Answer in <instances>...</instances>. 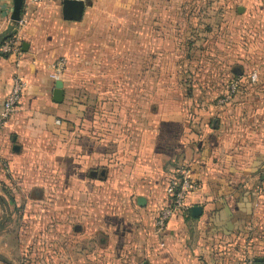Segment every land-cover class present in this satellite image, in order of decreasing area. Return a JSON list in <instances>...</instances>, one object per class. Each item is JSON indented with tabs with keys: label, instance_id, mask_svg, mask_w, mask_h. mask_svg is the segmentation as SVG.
Returning a JSON list of instances; mask_svg holds the SVG:
<instances>
[{
	"label": "rangeland",
	"instance_id": "obj_1",
	"mask_svg": "<svg viewBox=\"0 0 264 264\" xmlns=\"http://www.w3.org/2000/svg\"><path fill=\"white\" fill-rule=\"evenodd\" d=\"M91 1L92 5L85 9L87 20L92 26L106 28L107 64L104 61L103 66L91 68L75 63L68 69L71 88L68 96L78 108L74 119L67 121L68 127L75 125L73 131H77L74 133L86 138L92 135L106 140L112 135L114 139L132 143L144 140L152 145L159 141L161 145L179 146L176 157L168 159L165 165V181L166 172L175 164L189 163L183 156L184 146L193 144L197 154L202 144L217 147L223 138L219 129L221 111L233 106L234 97L243 87L247 90L251 87L248 78L253 71L259 76L256 80L263 77L264 35L238 32L240 27L236 21L225 19L221 4L214 1ZM256 24L255 29L260 30L262 24ZM121 54L123 65L118 64ZM238 58L240 63L236 61ZM234 62L241 66V85L227 98L230 84L239 74L238 68L233 67ZM215 118L218 125L213 127ZM74 133L68 134L70 142L78 139ZM233 133L232 127L225 132L229 138ZM229 142L228 153L236 148L232 141ZM257 148L264 149V146ZM99 167L107 165L97 163L90 168ZM263 169H255L257 174L251 183L254 209L247 234L240 235L230 250L238 256L239 264L249 258H264ZM88 170L83 174L84 189L97 188L93 217L99 221L114 220L117 225L112 226V234L106 228L97 227L102 233H97L92 240L82 239L76 243L73 237H68L71 241L67 242L56 235L46 237L40 233L50 228L21 226L23 220L29 223L36 219L60 218L62 212L58 210L63 206L76 211L82 206L77 203L78 196L72 193V165L66 168V173L60 174L50 166L45 179L38 183L30 181L31 187L26 194H9V187L0 184V224L3 225L0 233L8 232L9 228V233L14 234L11 240H16L13 244L16 253H11L10 257L0 254V262L152 264L145 249L151 236L142 233L136 219L123 210L118 194H105L106 178L90 176ZM80 197H84L82 203L88 210L93 196L86 191ZM76 217L70 212V219ZM259 264H264V260Z\"/></svg>",
	"mask_w": 264,
	"mask_h": 264
},
{
	"label": "crops",
	"instance_id": "obj_2",
	"mask_svg": "<svg viewBox=\"0 0 264 264\" xmlns=\"http://www.w3.org/2000/svg\"><path fill=\"white\" fill-rule=\"evenodd\" d=\"M207 1L221 4L222 16L233 18L240 27L238 32L264 35V0ZM91 5L92 1L85 6L80 20H65L58 0H41L36 4L25 0L21 9V18L25 21L15 24L21 51L19 54L0 53V112L13 80L19 77L24 82L20 102L0 130V156L8 164L7 169L0 167V184L9 187V194H26L31 187L30 181L38 183L45 179L50 166L60 174L66 173L71 164L72 193L78 196L77 203L82 204L78 211L64 206L59 208L58 212H62L60 218L36 219L29 223L23 220L21 226L50 228L40 233L46 237L56 235L67 242L71 241L68 237H73L76 243L82 239L92 240L97 233H102L100 228H106L112 234L116 222L110 218L99 221L93 217L97 188L84 189L85 181L82 180L85 169L105 163V194H118L123 210L136 219L142 233L151 236L145 249L152 264H239L238 256L230 250L240 235L247 234L239 231L237 225L244 228L250 225L254 209L251 183L257 174L255 169L264 162V149L257 148L264 146V68L263 77L259 80L248 78L251 87L248 90L243 87L234 97L233 106L221 111L219 129L223 138L217 147L202 144L197 149L201 152L197 154L193 144L184 146L183 156L192 168L198 188L187 199L188 209L173 216L163 234L156 236L153 220L157 206L164 198V168L168 159L176 157L180 147L161 145L159 141L154 145L144 140L132 143L114 139L112 135L106 140L92 135L86 138L74 133L77 131H73L75 125L68 127L67 121L74 119L78 112L76 102L70 101L72 98L68 96L71 90L68 69L75 63L87 64L91 68L103 66L104 61L107 64L109 43L106 28L92 26L87 20L85 9ZM239 6L244 8L242 13L237 10ZM12 8V0H0V37L13 24L10 20ZM258 22L262 24L260 30L255 29ZM23 43L26 49H22ZM59 56H65L68 62L59 78L63 82V97L55 102V81L48 73L49 65ZM122 56L119 65H123ZM238 59L236 61L240 63ZM125 60L127 67V54ZM239 65L233 63V67L239 70L237 80L242 72ZM231 127L234 133L229 138L225 132ZM71 131L78 137L72 142L67 139ZM229 141L236 148L228 153ZM253 166L257 168L252 169ZM86 191L93 196L88 210L82 203L85 196L80 197ZM58 203L64 205V202ZM193 206H200L201 213L193 215ZM70 212L77 217L70 219ZM2 226L1 222L0 228ZM9 232L8 228V232L0 233V254L5 257L16 253V247H13L16 240H11L14 234Z\"/></svg>",
	"mask_w": 264,
	"mask_h": 264
},
{
	"label": "built area",
	"instance_id": "obj_3",
	"mask_svg": "<svg viewBox=\"0 0 264 264\" xmlns=\"http://www.w3.org/2000/svg\"><path fill=\"white\" fill-rule=\"evenodd\" d=\"M25 1V0H24ZM41 0H27L28 3L36 4ZM62 2L63 0H58ZM24 19L20 18L18 24L24 23ZM18 35H14L5 38L0 42V53L2 54H19L21 51ZM67 58L65 56H59L51 62L49 65L50 71L48 76L53 81L59 79L66 69ZM250 80H255L257 74L253 71L249 75ZM240 83L239 80H235L230 84L229 93L227 98L234 94L238 89ZM24 90V82L21 78L16 77L13 80L10 91L2 102V110L0 112V130L4 126L5 122L15 111L18 103L20 102L22 92ZM226 98V99H227ZM0 167L3 169L8 168V164L0 156ZM193 171L189 163L178 162L172 168H170L165 175L164 185V198L163 202L157 206V210L153 220V232L156 236H160L166 229L168 222L176 214L185 212L188 209L187 199L192 193L197 190L198 184L193 178ZM243 264H255L254 258H249L244 261Z\"/></svg>",
	"mask_w": 264,
	"mask_h": 264
},
{
	"label": "water",
	"instance_id": "obj_4",
	"mask_svg": "<svg viewBox=\"0 0 264 264\" xmlns=\"http://www.w3.org/2000/svg\"><path fill=\"white\" fill-rule=\"evenodd\" d=\"M13 1V8L10 15V20L13 24H18L20 18H21V9L23 6L24 0H12ZM62 4V17L65 20H80L83 15V11L85 6H88L91 4L90 0H63L61 2ZM238 12L242 13L244 8L242 6L238 7ZM22 49H26L24 47V43L22 45ZM63 97V82L61 79H57L54 82V90H53V100L55 102H59L62 100ZM218 125V119H214L212 122V126L216 127ZM202 211V208L200 206H193L192 207V214L198 215ZM264 258H258L255 257L254 261L256 264L261 263ZM148 264V263H143Z\"/></svg>",
	"mask_w": 264,
	"mask_h": 264
},
{
	"label": "trees",
	"instance_id": "obj_5",
	"mask_svg": "<svg viewBox=\"0 0 264 264\" xmlns=\"http://www.w3.org/2000/svg\"><path fill=\"white\" fill-rule=\"evenodd\" d=\"M15 27H16V25L15 24H12V26L8 29V31L4 34V35H2L1 37H0V42H2L5 38H8V37H10V36H12V35H14L15 33H16V31H15ZM241 78V77H240ZM238 79L239 80V83H241V79ZM241 85V84H240ZM239 85V86H240ZM239 88V87H238ZM261 166V168L262 167H264V162L260 165ZM237 229L239 230V231H245V232H247L248 230H247V228H244V227H240V226H238L237 225Z\"/></svg>",
	"mask_w": 264,
	"mask_h": 264
},
{
	"label": "flooded vegetation",
	"instance_id": "obj_6",
	"mask_svg": "<svg viewBox=\"0 0 264 264\" xmlns=\"http://www.w3.org/2000/svg\"><path fill=\"white\" fill-rule=\"evenodd\" d=\"M106 168L105 167H99V168H93L89 169L88 173L90 176H98L104 178L106 176Z\"/></svg>",
	"mask_w": 264,
	"mask_h": 264
}]
</instances>
